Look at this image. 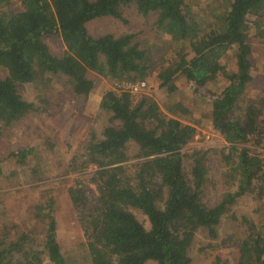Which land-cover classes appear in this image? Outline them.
<instances>
[{
	"label": "trees",
	"instance_id": "obj_1",
	"mask_svg": "<svg viewBox=\"0 0 264 264\" xmlns=\"http://www.w3.org/2000/svg\"><path fill=\"white\" fill-rule=\"evenodd\" d=\"M16 1L18 9L11 10V0H0V143L40 112L23 100L18 86L45 90L64 80L66 92L86 99L95 90L91 74L118 83L145 81L151 59L136 35L95 38L87 30L89 22L103 17L125 22L124 11L132 7L143 18L154 16L150 27L157 36L173 44L184 42L193 53L188 59L180 50L167 52L159 88L177 107L182 102L176 98L189 94L188 101H196L194 109H202L201 115L209 112L212 130L226 144L221 158L234 165L236 192L208 198L211 151L192 152L187 171L181 153L196 128L165 116L145 94L134 98L128 91H106L99 107L120 126L105 127L101 138L91 132L83 153L65 171L93 169L87 180L76 179L67 190L91 264H191L197 232L215 239L222 217L233 218L230 207L237 197L248 193L264 202L260 161L243 147L251 141L257 146L264 137V115L254 104L246 105L244 116L234 115L252 82L248 21L260 16L264 0H226L225 14L203 25L185 0ZM259 24L258 20L255 27ZM46 36L62 40V56L50 53ZM229 51H234L232 73L221 62ZM177 76L183 77L186 88L176 85ZM253 133L257 139L250 136ZM129 144L137 147L132 156ZM39 154L36 146L8 149L0 154V175L5 163L24 166ZM54 202L48 198L31 205L22 230L16 224L0 227V264H66L57 241ZM210 264L224 262L216 256ZM237 264H264L261 228L248 227Z\"/></svg>",
	"mask_w": 264,
	"mask_h": 264
},
{
	"label": "rangeland",
	"instance_id": "obj_2",
	"mask_svg": "<svg viewBox=\"0 0 264 264\" xmlns=\"http://www.w3.org/2000/svg\"><path fill=\"white\" fill-rule=\"evenodd\" d=\"M185 1L202 25L213 22L215 17L223 16L229 5L226 0ZM10 9H18L16 0H11ZM123 16L125 22L111 17L93 20L87 24V30L95 38L107 34L115 37L123 34L136 35L141 48L149 51L151 59V71L144 81L145 87L131 93L122 83L95 74L90 75L95 82V90L86 99H75L66 92L64 80L54 81L51 87L45 90L32 84L18 86L23 100L34 104L40 112L29 116L20 127L11 131L8 139L0 143L1 155L8 149L27 146H36L40 153L24 166L10 162L3 165V173L0 175V227L4 224H16L21 230L24 229L25 224L29 222L27 214L30 206L52 198L55 201L57 241L66 264H91L86 239L78 225L67 190L76 179L87 180L93 169L84 173L66 174L65 171L69 162L83 153L91 132L101 138L105 127L120 126L119 122L110 121L111 115L99 107L102 95L108 90L128 91L134 98L145 94L156 101L165 116L178 119L183 124H192L196 128V134L181 151L185 171L191 162L189 156L192 152L211 151L208 154V198L218 200L224 194L235 193L237 190L236 179H233L231 173L234 165L225 164L221 158L220 151L226 144L212 130L208 121L209 112L204 110L201 115L202 109H194L196 101H188L187 98L191 97L189 94L184 97H187V100L176 98V101L182 102V106L177 107L159 88L160 70L166 65L170 55L167 52L177 49L188 59L193 57V53L184 42L173 44L170 38L157 36V30L150 27L155 20L154 16L143 18L132 7L125 9ZM258 20L261 24L255 27ZM248 22L252 82L237 104L234 114L237 116H244L247 104L261 107L260 111L264 115V10L260 12V16H251ZM44 42L50 53L56 57L62 56L66 51L62 40L57 36H46ZM233 55L234 51H229L228 56L221 61L227 73L235 71L232 65ZM175 82L180 89L186 88L183 77H175ZM243 122L246 123L245 120ZM253 135L255 139L258 138L254 133L250 136ZM48 142L54 144V147H47ZM255 146L251 141L243 147L248 149L250 154H255ZM136 150L134 144H129L128 152L131 156ZM230 216L233 218L222 217L215 239L208 238L203 230L197 232L190 251L191 264H210L216 256L221 257L224 264H237L238 248L248 227L251 225L257 229L261 228L264 234V202L257 200L253 194L247 193L237 197L230 207Z\"/></svg>",
	"mask_w": 264,
	"mask_h": 264
},
{
	"label": "built area",
	"instance_id": "obj_3",
	"mask_svg": "<svg viewBox=\"0 0 264 264\" xmlns=\"http://www.w3.org/2000/svg\"><path fill=\"white\" fill-rule=\"evenodd\" d=\"M123 86L131 93L137 92L138 90H141L142 88L145 87L144 82L140 83H122ZM255 154L260 161L262 172L264 173V137L260 139L259 144L255 146L254 148Z\"/></svg>",
	"mask_w": 264,
	"mask_h": 264
}]
</instances>
